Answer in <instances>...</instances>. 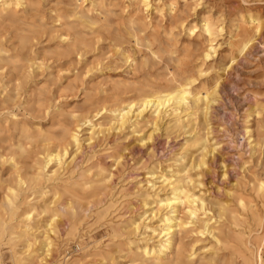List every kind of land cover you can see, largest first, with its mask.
Listing matches in <instances>:
<instances>
[{
    "label": "rangeland",
    "instance_id": "1",
    "mask_svg": "<svg viewBox=\"0 0 264 264\" xmlns=\"http://www.w3.org/2000/svg\"><path fill=\"white\" fill-rule=\"evenodd\" d=\"M250 17L259 29L244 46ZM204 21L220 27L210 40ZM177 84L185 101L142 106ZM180 180L197 212H182L179 250L161 263L264 264V0H22L0 11L2 264L32 253L156 264L135 247L158 244Z\"/></svg>",
    "mask_w": 264,
    "mask_h": 264
},
{
    "label": "bare ground",
    "instance_id": "2",
    "mask_svg": "<svg viewBox=\"0 0 264 264\" xmlns=\"http://www.w3.org/2000/svg\"><path fill=\"white\" fill-rule=\"evenodd\" d=\"M170 4H171V2H170ZM21 5H22V0H1L0 1V11H5L11 7L17 8V7H20ZM170 11H172V10L170 9ZM179 22L183 23L182 21H179ZM204 22H203L204 24L202 27V33L210 40L218 32L219 26L216 27V25L210 21H204ZM181 23L180 24L178 23V24L181 25ZM248 23H249L248 27L241 28L240 31H238V33H239L238 36L240 39L239 42H242L244 46H246L251 41H253L252 36H251V31H253V33H254V32H258V29H259V24L256 22V19H254L253 17L249 18ZM211 49L212 48L210 47V49L208 51H210ZM208 56H209L208 53L205 54L206 58H208ZM187 83H188V81H187ZM201 92H202V90H201ZM187 96H188V91L186 90V86L177 84L165 92L152 93L151 95L143 97L141 104L143 107H147V106L159 107V106L165 105L171 101L172 102L174 101L176 103H181V102L185 101ZM198 100H199V98H198ZM197 105H198V103H197ZM128 108H129V106H128ZM122 119H123V116H122ZM64 137H69L71 140H73L74 143H76V136H75V134L70 133V131H64ZM203 149H205V147ZM206 154H207V152H206ZM210 154H212V153H210ZM64 155H66V147H64L62 149L61 153H50V154H48L46 161H45L41 170L45 169L52 161L60 160L61 157ZM186 174H187V171H186ZM186 180L188 181V179H186ZM169 185L171 186V184H169ZM260 189L261 190L263 189L262 184L260 185ZM15 194L16 193L14 191H11V195L13 197L15 196ZM195 204H196V200L194 199V196L188 191L185 184L180 180L177 183L176 188L172 190L171 200H166L165 203H163L162 207H164L165 209H169V211L167 212L166 216H163V218L160 219V222H161L160 226H162L163 229L158 235H156V236L160 237L158 244L148 243V242L137 244L135 247V250L139 251L141 255L147 257L150 260H152V259L156 260V264H162L161 261L163 260V258L169 257L170 253L173 250H177V251L179 250V244L177 246L176 241H175V236L180 230L185 228L187 225V223H184L181 221V214H182V212H185L189 217H194L196 212H197V208H196V206H194ZM22 216L25 217V219H29L31 217V210L25 212L24 214H22ZM134 229L136 230L137 226H135ZM2 230H4V229L2 228V225L0 224V233L2 232ZM151 233L154 234L155 231L152 230ZM23 235L24 234H21V237ZM10 236H13L12 233L10 234ZM10 240H12V237L10 238ZM35 243H36L35 240H33V241L32 240H26V247L30 248V247L34 246ZM177 243H179V241H177ZM51 246H52L51 242H47L45 244V247H47V248H50ZM258 262L261 263V257L255 256V264H257ZM0 264H2L1 260H0ZM18 264H43V263L38 259L36 254L32 253L31 255H28V256L18 260ZM245 264H252V260L247 258L245 260Z\"/></svg>",
    "mask_w": 264,
    "mask_h": 264
}]
</instances>
